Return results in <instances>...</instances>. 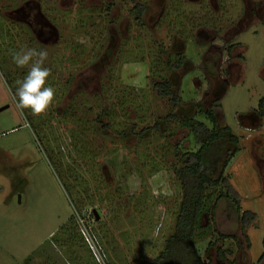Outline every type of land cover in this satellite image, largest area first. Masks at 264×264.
Instances as JSON below:
<instances>
[{
	"label": "rangeland",
	"instance_id": "1",
	"mask_svg": "<svg viewBox=\"0 0 264 264\" xmlns=\"http://www.w3.org/2000/svg\"><path fill=\"white\" fill-rule=\"evenodd\" d=\"M28 47L47 49L46 86L56 90L42 116L13 98L31 65L17 67L11 53ZM159 54L187 56L172 74L183 99L176 115L220 96L217 124L239 137L224 175L241 212L255 214L245 225L220 199L212 220L202 215L211 230L197 238L199 253L208 264H264V118L254 113L264 96V0H0V264H151L180 196L166 148H197L184 128L152 129L169 111L147 85ZM132 122L151 132L120 136Z\"/></svg>",
	"mask_w": 264,
	"mask_h": 264
},
{
	"label": "trees",
	"instance_id": "2",
	"mask_svg": "<svg viewBox=\"0 0 264 264\" xmlns=\"http://www.w3.org/2000/svg\"><path fill=\"white\" fill-rule=\"evenodd\" d=\"M143 13L144 7L137 8V17L142 18ZM162 49L160 54L168 53L167 49ZM160 54L156 63L159 61L162 64L159 67L155 65L154 68H151L147 85L157 97L167 99L169 111L163 116H157L158 119L155 120L156 123L152 129L161 134L170 125L184 128L186 134L191 135L194 139L197 148H182L179 142L175 143L172 149L166 148L167 165L179 186L180 196L173 229L164 238L163 245L151 260V264H208L207 258L200 255L196 246L197 238L207 237L206 230H211V225L202 227V215L207 213L212 220L216 203L220 199L226 198L243 224L248 225L255 217L252 211L241 212L236 193L230 189V184L224 175L228 162L239 150L237 147L239 137L231 132L229 126L217 124L215 112L221 108L220 96L213 99L207 108L196 103L194 107L196 112L194 111L192 115L178 116L175 114V110L183 102V99L179 91L176 90L172 74L184 65L187 56L167 54L164 57ZM202 78L206 81L203 73ZM56 110L59 112V115L56 116H62L61 110L59 108ZM254 111L259 117L264 118V96L259 99L257 109ZM58 112L52 111L49 114H58ZM197 116L203 119H197ZM102 118H105L106 121H101ZM96 121L100 124L103 132L108 131L107 128L111 122L110 112L99 113ZM81 122L80 119H76V123L80 124ZM149 129L146 127L138 129L136 123L132 122L123 127L124 131L120 132V136L127 138L129 134H134L137 138H142L148 136L151 132ZM172 136V130L167 132V137L171 138ZM218 170L216 175L215 172ZM92 216L94 215L92 214ZM70 221L74 223L75 217H71ZM262 245L264 249V237ZM213 246L214 242L209 240L206 251ZM216 255L222 259L226 258V253L221 247L216 248ZM258 259L264 263V250Z\"/></svg>",
	"mask_w": 264,
	"mask_h": 264
},
{
	"label": "clouds",
	"instance_id": "3",
	"mask_svg": "<svg viewBox=\"0 0 264 264\" xmlns=\"http://www.w3.org/2000/svg\"><path fill=\"white\" fill-rule=\"evenodd\" d=\"M11 58L19 68L31 65L23 80L17 81L13 94L14 99L18 98L16 107L21 111L30 109L35 116L45 115L56 97L55 88L46 86L51 75V69L44 66L48 60L47 49L28 47L12 52ZM3 78L0 73V79Z\"/></svg>",
	"mask_w": 264,
	"mask_h": 264
},
{
	"label": "built area",
	"instance_id": "4",
	"mask_svg": "<svg viewBox=\"0 0 264 264\" xmlns=\"http://www.w3.org/2000/svg\"><path fill=\"white\" fill-rule=\"evenodd\" d=\"M80 230L85 242L87 243L95 257L98 258V254L100 253L97 247V243H95V239L91 236L88 228L83 224Z\"/></svg>",
	"mask_w": 264,
	"mask_h": 264
},
{
	"label": "water",
	"instance_id": "5",
	"mask_svg": "<svg viewBox=\"0 0 264 264\" xmlns=\"http://www.w3.org/2000/svg\"><path fill=\"white\" fill-rule=\"evenodd\" d=\"M93 212H94V214H95L96 218H98V215H97L96 211L94 210Z\"/></svg>",
	"mask_w": 264,
	"mask_h": 264
},
{
	"label": "crops",
	"instance_id": "6",
	"mask_svg": "<svg viewBox=\"0 0 264 264\" xmlns=\"http://www.w3.org/2000/svg\"><path fill=\"white\" fill-rule=\"evenodd\" d=\"M90 259V258H89ZM90 264L92 263V264H94V262H92V260H91V262H89Z\"/></svg>",
	"mask_w": 264,
	"mask_h": 264
}]
</instances>
